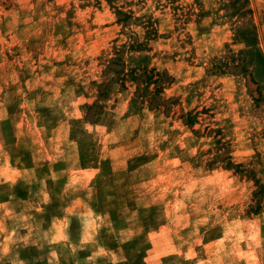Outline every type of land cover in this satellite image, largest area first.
<instances>
[{
  "label": "rangeland",
  "instance_id": "374dc122",
  "mask_svg": "<svg viewBox=\"0 0 264 264\" xmlns=\"http://www.w3.org/2000/svg\"><path fill=\"white\" fill-rule=\"evenodd\" d=\"M0 264H264V0H0Z\"/></svg>",
  "mask_w": 264,
  "mask_h": 264
},
{
  "label": "trees",
  "instance_id": "16d2710c",
  "mask_svg": "<svg viewBox=\"0 0 264 264\" xmlns=\"http://www.w3.org/2000/svg\"><path fill=\"white\" fill-rule=\"evenodd\" d=\"M115 14L117 16V22L120 23L123 27H128L129 21L132 18L130 13L122 12L118 9L115 10ZM154 22L150 19L146 22L142 23L144 34H143V41H140L138 37L133 36L130 38V42L128 45H122L121 49H118V52L114 58H112L108 64V72L112 75V78L107 83H102L99 85V91H98V98L97 100L88 108L87 110V120L95 122L97 120L96 116H99L102 114V110L104 108V105L101 104V102H104L108 98V89L109 87L113 86L114 84H120L121 88H125V83H134L136 85L144 84L146 87L150 85H155L154 87V94L159 95L161 93V88L163 83L166 81V78L163 76V74L156 71L155 68L146 69L142 68L139 69H131L126 70L125 64L118 56L122 51V48H125V46H128L129 50L134 51H144L148 50V44L151 40L155 39L157 37L156 30L153 27ZM243 34H245L243 32ZM259 55V54H258ZM233 67L234 64H232ZM231 67L230 64L227 62H211V66L208 69L209 73L215 74V73H221L224 74L225 71L229 70ZM152 103H158V106H162L160 102L162 101L161 98H157L154 96L153 99H151ZM230 167L237 166L229 163Z\"/></svg>",
  "mask_w": 264,
  "mask_h": 264
}]
</instances>
